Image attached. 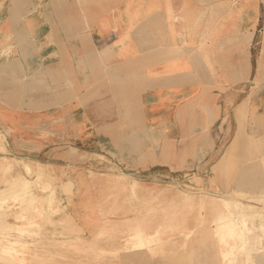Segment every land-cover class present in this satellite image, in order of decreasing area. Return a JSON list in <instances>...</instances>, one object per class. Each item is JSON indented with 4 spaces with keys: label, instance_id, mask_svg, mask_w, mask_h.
<instances>
[{
    "label": "crops",
    "instance_id": "1",
    "mask_svg": "<svg viewBox=\"0 0 264 264\" xmlns=\"http://www.w3.org/2000/svg\"><path fill=\"white\" fill-rule=\"evenodd\" d=\"M21 1L0 0L8 155L56 184L105 153L264 186V0Z\"/></svg>",
    "mask_w": 264,
    "mask_h": 264
},
{
    "label": "rangeland",
    "instance_id": "2",
    "mask_svg": "<svg viewBox=\"0 0 264 264\" xmlns=\"http://www.w3.org/2000/svg\"><path fill=\"white\" fill-rule=\"evenodd\" d=\"M0 135V264H264V186L234 170L139 175L101 153L56 184Z\"/></svg>",
    "mask_w": 264,
    "mask_h": 264
},
{
    "label": "bare ground",
    "instance_id": "3",
    "mask_svg": "<svg viewBox=\"0 0 264 264\" xmlns=\"http://www.w3.org/2000/svg\"><path fill=\"white\" fill-rule=\"evenodd\" d=\"M22 164V163H21ZM31 170V168H30ZM131 182H129V187L131 188L132 187V184H135V181L134 180H130ZM239 203V202H238Z\"/></svg>",
    "mask_w": 264,
    "mask_h": 264
}]
</instances>
